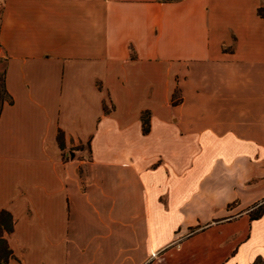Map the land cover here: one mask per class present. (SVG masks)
<instances>
[{"label":"crops","instance_id":"crops-1","mask_svg":"<svg viewBox=\"0 0 264 264\" xmlns=\"http://www.w3.org/2000/svg\"><path fill=\"white\" fill-rule=\"evenodd\" d=\"M0 65L7 264H264V0H0Z\"/></svg>","mask_w":264,"mask_h":264},{"label":"trees","instance_id":"trees-1","mask_svg":"<svg viewBox=\"0 0 264 264\" xmlns=\"http://www.w3.org/2000/svg\"><path fill=\"white\" fill-rule=\"evenodd\" d=\"M5 81L4 77H0V102L5 99ZM175 101L174 103H177ZM144 133L149 132V121L144 115ZM60 144H62V136H59ZM260 215V214H259ZM14 230L13 218L8 212H2L0 215V264H7L13 258V252L9 248L7 240L4 238L5 233L11 234Z\"/></svg>","mask_w":264,"mask_h":264},{"label":"rangeland","instance_id":"rangeland-1","mask_svg":"<svg viewBox=\"0 0 264 264\" xmlns=\"http://www.w3.org/2000/svg\"><path fill=\"white\" fill-rule=\"evenodd\" d=\"M4 66L3 65H0V77H3L4 75Z\"/></svg>","mask_w":264,"mask_h":264}]
</instances>
